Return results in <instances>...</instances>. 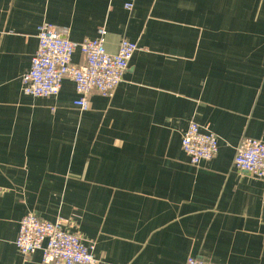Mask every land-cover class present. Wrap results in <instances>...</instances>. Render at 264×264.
Listing matches in <instances>:
<instances>
[{
  "label": "crops",
  "instance_id": "obj_1",
  "mask_svg": "<svg viewBox=\"0 0 264 264\" xmlns=\"http://www.w3.org/2000/svg\"><path fill=\"white\" fill-rule=\"evenodd\" d=\"M44 22L74 42L103 26L108 53L137 44L111 97L80 110L68 78L22 92ZM191 121L218 137L198 165ZM244 138L264 141V0H0V264H43L14 244L28 212L66 219L99 264H264V180L233 164Z\"/></svg>",
  "mask_w": 264,
  "mask_h": 264
},
{
  "label": "built area",
  "instance_id": "obj_2",
  "mask_svg": "<svg viewBox=\"0 0 264 264\" xmlns=\"http://www.w3.org/2000/svg\"><path fill=\"white\" fill-rule=\"evenodd\" d=\"M131 7V2L125 3L126 9ZM106 32L102 26L94 38L74 42L68 38L67 28L48 22L40 24L36 34L37 48L29 69L21 76L22 92L34 97L56 96L62 80L68 78L78 94L73 104L80 110H88L92 92L111 97L138 47L135 42L122 39L118 51L108 53L104 47ZM76 51L82 63H73ZM181 148L190 163L198 165L215 157L218 137L191 121L182 133ZM233 164L240 174L264 180V141L244 138L235 148ZM67 227L68 221L64 218L48 221L28 212L19 221L14 244L23 256L40 250L43 264H99L93 253L94 244L85 243ZM185 264L215 263L188 256Z\"/></svg>",
  "mask_w": 264,
  "mask_h": 264
}]
</instances>
